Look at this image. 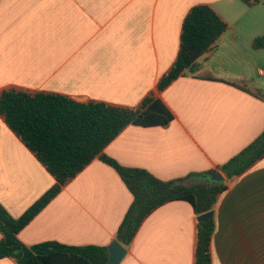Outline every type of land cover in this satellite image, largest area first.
<instances>
[{"label": "crops", "instance_id": "1", "mask_svg": "<svg viewBox=\"0 0 264 264\" xmlns=\"http://www.w3.org/2000/svg\"><path fill=\"white\" fill-rule=\"evenodd\" d=\"M259 1L0 0V92L54 93L127 108L154 94L173 121L129 127L104 154L163 181L214 170L264 130V49L252 48L264 35ZM197 5L210 6L229 29L193 70L158 92L176 59L183 20ZM54 183L0 117V205L19 218ZM131 202L115 171L96 159L18 239L26 246L109 247ZM213 212L211 264H264V158L227 182ZM197 223L186 202L161 206L120 264H195Z\"/></svg>", "mask_w": 264, "mask_h": 264}, {"label": "trees", "instance_id": "2", "mask_svg": "<svg viewBox=\"0 0 264 264\" xmlns=\"http://www.w3.org/2000/svg\"><path fill=\"white\" fill-rule=\"evenodd\" d=\"M247 6L259 0H239ZM229 25L208 5L192 7L185 16L179 50L172 67L157 84L166 90L197 60L213 51ZM254 50L264 49V35L252 42ZM0 117L18 140L33 154L55 183L19 218H12L0 205V260L16 264H106L108 247L69 246L59 242L24 245L18 234L66 185L94 160L106 164L118 175L132 196L115 239L129 247L145 219L171 202L188 203L196 215L214 211L227 182L240 177L264 158V130L249 145L214 170L186 178L163 181L150 172L128 168L104 154L105 148L129 127H166L173 121L169 108L154 94H148L134 108L103 102H79L54 93H29L14 88L0 92ZM219 172L224 181L211 182ZM191 180V181H190ZM190 181V182H189ZM215 230L214 216L197 223L195 264H211L210 246Z\"/></svg>", "mask_w": 264, "mask_h": 264}, {"label": "water", "instance_id": "3", "mask_svg": "<svg viewBox=\"0 0 264 264\" xmlns=\"http://www.w3.org/2000/svg\"><path fill=\"white\" fill-rule=\"evenodd\" d=\"M209 180L211 182L220 183L224 181V177L219 172H214L210 174ZM214 215L213 211H210L208 213L202 214L197 217L198 222H204L207 221L209 218H211ZM109 251V257L106 264H120L121 261L126 256V249L123 247L120 243L117 241H114L110 244L108 247Z\"/></svg>", "mask_w": 264, "mask_h": 264}]
</instances>
